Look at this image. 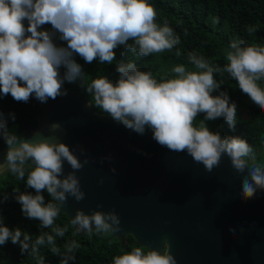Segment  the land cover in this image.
Masks as SVG:
<instances>
[{
	"label": "clouds",
	"instance_id": "1",
	"mask_svg": "<svg viewBox=\"0 0 264 264\" xmlns=\"http://www.w3.org/2000/svg\"><path fill=\"white\" fill-rule=\"evenodd\" d=\"M213 22L218 23L219 18ZM257 31L258 26L247 27L249 35ZM180 44L181 37L167 19L157 22V11L149 0H0V98L10 95L23 103L35 98L46 104L67 96L66 84H78L89 97L88 107L100 109L141 136L146 130L151 132L158 145L185 153L208 173L227 156L241 178L242 198L253 199L258 191L264 192V164L249 165V158L255 160L256 156L247 139L223 136L207 122L223 118L229 130L236 129L237 104L230 102L227 91H219L223 82L216 79L225 73L264 112V46L232 39L223 53V66L191 50L186 64L177 63L158 73L121 59L115 64V80L99 73L89 79L77 61L79 57L85 64L98 61L112 65L117 49H123L121 57L131 52L141 58L175 50L179 59L183 55ZM200 116L203 118L196 123ZM9 118L15 121V114L10 112L6 117L0 110V141L6 145L0 173L25 181V187L32 191L14 190L21 213L38 221L40 229L51 231H40L33 240L19 227H8L0 212V247L10 241L19 246L22 256L27 254L35 264H46L41 255V247L46 245L60 264H76L81 245L71 239L58 246L56 238L65 237L68 225L56 226L55 222L69 198L77 203L85 199L77 173L90 158L83 148L73 149L40 131H34L31 139L10 133ZM48 130L55 133L62 131V126L52 123ZM65 164L70 171L65 172ZM7 199L0 197V204ZM101 208L98 205L89 213L78 208L71 217L64 213L75 229L73 235L91 238L122 232L116 211L98 210ZM112 264L177 262L165 243L162 250L133 246L115 255Z\"/></svg>",
	"mask_w": 264,
	"mask_h": 264
},
{
	"label": "water",
	"instance_id": "2",
	"mask_svg": "<svg viewBox=\"0 0 264 264\" xmlns=\"http://www.w3.org/2000/svg\"><path fill=\"white\" fill-rule=\"evenodd\" d=\"M39 104L34 131L79 146L90 158L77 173L85 199L69 198L62 209L69 217L78 208L115 210L123 231L114 238L131 236L157 250L167 243L177 264H264V192L243 199L241 178L227 156L208 173L185 153L158 145L151 132L141 136L126 129L76 94ZM52 123L62 131L50 132ZM34 131L23 137L31 139ZM5 153L0 141V161Z\"/></svg>",
	"mask_w": 264,
	"mask_h": 264
},
{
	"label": "trees",
	"instance_id": "3",
	"mask_svg": "<svg viewBox=\"0 0 264 264\" xmlns=\"http://www.w3.org/2000/svg\"><path fill=\"white\" fill-rule=\"evenodd\" d=\"M149 2L157 11V22L162 24L163 20L167 19L170 26L181 37V44L178 47L183 55L179 59L176 58L175 50L156 54L160 62L165 63L157 67L151 64L155 55L141 58L131 52H125L124 57H121L120 51L123 49L116 50L117 59L112 65H102L98 61L85 64L77 57V61L88 73L89 79L99 73L115 80L117 78L115 64L121 59L135 61L142 70L158 73L169 71V67L177 63L186 64V54L191 50H196L213 63L223 66L226 63L223 53L232 39L243 38L247 42H255L264 46V0H149ZM215 18H219L218 23L213 22ZM250 25L258 26V31L252 35L247 32V27ZM185 30H187V35H185ZM216 79L223 82L219 91H227L230 102L234 101L237 104V125L235 131H231L225 120L220 118L214 122H207L209 128L220 132L223 136H241L247 139L253 146L256 156L255 160L249 158V165L264 164V112H261L239 90L236 82L227 73L223 76L217 75ZM65 87L68 94L73 93L84 101L88 100L89 97L78 84H66ZM51 101L53 100H49L46 104ZM241 106L244 107V117L238 113ZM0 110L5 113L6 117L10 112L15 114V121L9 118V131L24 136L35 130L36 121L32 116L41 113V106L35 98L23 103L14 101L9 95L0 98ZM93 110L98 113L101 111L95 107ZM202 118V116L198 117L196 123H199ZM14 190L32 191L25 187V181L18 180L12 174L0 179V197H8L0 204L4 223L10 228L19 227L22 231L31 234L33 240L40 231L50 232V229H40L38 221L29 220L23 216L21 207L14 198L16 195ZM45 197L48 198L46 193ZM55 225L61 227L68 225L65 237L56 238L58 246H62L71 239H75L81 245L76 251V264H112L113 257L121 254L122 251H130L133 246L142 247L131 236L123 241L114 238L111 234L106 237L93 235L91 238L85 234L74 236L75 229L63 214L57 218ZM147 250L145 248V251ZM41 255L45 256L46 264H60L59 258L51 254L46 245L41 247ZM0 264H35V262L27 254L22 256L19 246L9 241L0 247Z\"/></svg>",
	"mask_w": 264,
	"mask_h": 264
},
{
	"label": "rangeland",
	"instance_id": "4",
	"mask_svg": "<svg viewBox=\"0 0 264 264\" xmlns=\"http://www.w3.org/2000/svg\"><path fill=\"white\" fill-rule=\"evenodd\" d=\"M151 64H152L154 67L165 65L164 62H162V63L160 62V60L158 59V56H157V55L153 56L152 61H151ZM172 66H174V65H171L169 68L171 69ZM243 110H244V107L241 106V107L239 108V110H238V113H240V114L244 117V116H245V112H243ZM213 122H214V121H213Z\"/></svg>",
	"mask_w": 264,
	"mask_h": 264
}]
</instances>
